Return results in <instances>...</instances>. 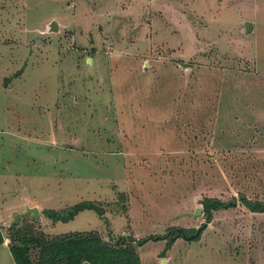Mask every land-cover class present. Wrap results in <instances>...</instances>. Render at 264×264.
Masks as SVG:
<instances>
[{
  "label": "rangeland",
  "instance_id": "1",
  "mask_svg": "<svg viewBox=\"0 0 264 264\" xmlns=\"http://www.w3.org/2000/svg\"><path fill=\"white\" fill-rule=\"evenodd\" d=\"M242 195L264 199V0H0L4 232L37 206L15 225L40 240L122 237L143 264H264V211ZM207 196L237 205L208 220ZM84 200L103 212L45 214ZM204 220L199 238L177 235ZM10 245L0 264H17Z\"/></svg>",
  "mask_w": 264,
  "mask_h": 264
},
{
  "label": "trees",
  "instance_id": "2",
  "mask_svg": "<svg viewBox=\"0 0 264 264\" xmlns=\"http://www.w3.org/2000/svg\"><path fill=\"white\" fill-rule=\"evenodd\" d=\"M240 199L251 211H264V199L251 200L245 195H242ZM202 203L204 214L208 220H211L215 210L236 206L237 198L224 200L207 196ZM85 208H94L100 213L103 212V208L95 202L84 200L62 210L46 209L45 214L53 220L68 221ZM16 226L8 227L5 236L11 239L10 250L17 264H143L139 253L125 246L122 237L118 241L110 242L98 235H70L53 241H45L34 235L22 234ZM200 234L195 238H199ZM167 236V233L152 234L140 238L139 243H144L150 238ZM172 242L174 241H168L167 249L170 248ZM31 251L36 252L37 257L33 256Z\"/></svg>",
  "mask_w": 264,
  "mask_h": 264
},
{
  "label": "water",
  "instance_id": "3",
  "mask_svg": "<svg viewBox=\"0 0 264 264\" xmlns=\"http://www.w3.org/2000/svg\"><path fill=\"white\" fill-rule=\"evenodd\" d=\"M55 24V22H54ZM246 26H247V29H251L252 27V22L250 21H247L246 22ZM202 207L201 206H198L195 210V214H198L202 211ZM30 212H33L35 215H40V211H39V208L37 206H33V207H27V209L23 212H18L16 213L15 215V218L13 221H11V223L8 225V227H12L13 225H15L17 222H19V220L21 219V216L23 215H26ZM208 225V221L204 220L201 222L200 226H198L196 228V230L190 234H187L186 231H185V228L184 227H176V230H177V235H184L185 237L187 238H195L197 237L201 231ZM3 224H0V244L5 242L6 240V236H5V232L3 230Z\"/></svg>",
  "mask_w": 264,
  "mask_h": 264
},
{
  "label": "crops",
  "instance_id": "4",
  "mask_svg": "<svg viewBox=\"0 0 264 264\" xmlns=\"http://www.w3.org/2000/svg\"><path fill=\"white\" fill-rule=\"evenodd\" d=\"M168 251V250H167ZM166 251V256H164V257H167V256H169V253ZM167 259V258H166Z\"/></svg>",
  "mask_w": 264,
  "mask_h": 264
}]
</instances>
